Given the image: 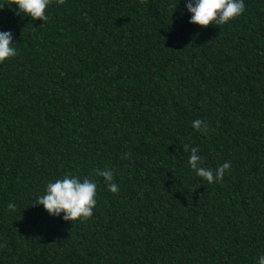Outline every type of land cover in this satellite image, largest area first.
Masks as SVG:
<instances>
[{
  "label": "trees",
  "instance_id": "trees-1",
  "mask_svg": "<svg viewBox=\"0 0 264 264\" xmlns=\"http://www.w3.org/2000/svg\"><path fill=\"white\" fill-rule=\"evenodd\" d=\"M244 4L207 28L185 0H65L47 22L0 8L17 51L0 63V264H257L264 0ZM184 145L230 171L207 183ZM66 174L97 183L84 222L32 206Z\"/></svg>",
  "mask_w": 264,
  "mask_h": 264
},
{
  "label": "clouds",
  "instance_id": "clouds-1",
  "mask_svg": "<svg viewBox=\"0 0 264 264\" xmlns=\"http://www.w3.org/2000/svg\"><path fill=\"white\" fill-rule=\"evenodd\" d=\"M146 0H140L144 4ZM63 5L65 0H5L0 8L12 5L17 6L15 15L30 17L32 21L40 20L47 22L46 15L51 4ZM185 8L191 14L189 23L207 28L210 25H225L235 20L245 11L244 0H185ZM12 33L10 31L0 32V63L17 55L13 47ZM192 128L203 135L208 134V124L202 120H194ZM184 151L189 152L188 165L196 176L203 178L212 184L222 181L225 172L230 171L231 164L225 162L215 170L204 167L203 158L198 155L199 149L184 145ZM131 153H125L123 159L130 158ZM94 174L103 179L108 190L113 194L120 191L119 185L114 182L113 172L110 168L95 169ZM97 183L85 178L82 181L75 176L66 174L63 178L46 185L45 193L37 197L32 206L43 205L44 210L50 216H59L63 213V220L70 222H84L93 215V209L97 205ZM8 209L14 211L16 205L8 204ZM3 247V245H0ZM257 264H264V255H260Z\"/></svg>",
  "mask_w": 264,
  "mask_h": 264
}]
</instances>
